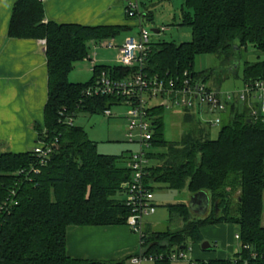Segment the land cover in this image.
I'll use <instances>...</instances> for the list:
<instances>
[{
	"label": "trees",
	"instance_id": "trees-1",
	"mask_svg": "<svg viewBox=\"0 0 264 264\" xmlns=\"http://www.w3.org/2000/svg\"><path fill=\"white\" fill-rule=\"evenodd\" d=\"M143 1L140 3L144 7ZM182 1L192 12L191 16L183 13L182 22L190 27L191 40L180 44L150 43L144 68L147 78L178 83L192 79L195 86L215 77L217 85L230 76L237 77L242 49L251 47L264 53V0ZM144 16V20H151L152 13L147 10ZM125 30L44 23L41 2L16 0L8 37L45 41L48 98L44 129L37 132V144H48L52 151L42 166L32 151L0 153V206L12 189L17 201L1 218L0 264H127L129 258L74 259L66 250L69 227L126 225L129 215L123 188L131 177L123 165L127 158L99 154L97 144L83 128L74 126L73 120L79 112L104 115L121 102L114 96L86 95L102 73L122 81L132 77L137 69L94 64L87 82L68 81L74 64L88 56L91 42L113 39ZM198 55L215 56L219 72H195L194 59ZM262 80L264 61L245 62L243 86ZM236 102L229 105L216 139L204 131L207 126L197 114L183 110L182 122L189 129L172 143L163 138L165 108H148L154 131L151 145L162 150L155 156L156 164L146 170L150 189L161 184L172 191L186 189L190 195L205 192L210 199L209 213L202 218L193 217L185 204L168 206L170 222L179 220L180 228H145L142 249L145 256L156 258L153 264H173L169 260L172 253L181 249L185 252L189 245L204 242V228L225 224L239 227L240 247L232 258L193 260L188 264H264V227L260 225L264 118H251L246 106L244 112H239ZM152 157L148 155L149 160ZM32 168L39 173L28 174Z\"/></svg>",
	"mask_w": 264,
	"mask_h": 264
},
{
	"label": "crops",
	"instance_id": "crops-1",
	"mask_svg": "<svg viewBox=\"0 0 264 264\" xmlns=\"http://www.w3.org/2000/svg\"><path fill=\"white\" fill-rule=\"evenodd\" d=\"M15 2L16 0H0V153L19 154L31 151L37 145L38 130L44 129L48 73L45 41L8 37V25ZM42 5L44 23L77 24L89 27L114 26L124 28L125 31L135 27V24L126 20L124 16L123 0H48ZM116 38L99 43L116 42ZM122 43L123 40L120 44L118 43V46ZM97 45L98 43L94 42L89 44L88 56L83 61H89L91 57L96 58V53L93 52L90 55V49ZM244 55L245 57L249 55L256 58L262 57L264 61V53L258 51L244 53ZM251 105L258 104L251 103ZM246 107H249L248 103ZM221 115L222 118L224 115L226 118L228 113ZM176 222L180 221L170 222L169 219L170 225ZM225 225H214L202 230L203 241L205 239H212L216 243L218 240L222 241L221 250L204 252L200 247L198 248L199 245L192 244L193 260L232 258L238 249L233 240L237 234L230 233L232 225L228 227ZM153 227L156 228L155 225L146 222L145 228L162 231L154 230ZM213 231L214 234H212ZM222 234L224 237L221 238ZM215 247L213 246L214 249ZM138 249V236L126 225L67 229V255L74 259L119 261L129 258L127 264H131L130 259L138 252Z\"/></svg>",
	"mask_w": 264,
	"mask_h": 264
},
{
	"label": "built area",
	"instance_id": "built-area-1",
	"mask_svg": "<svg viewBox=\"0 0 264 264\" xmlns=\"http://www.w3.org/2000/svg\"><path fill=\"white\" fill-rule=\"evenodd\" d=\"M44 3L48 0H38ZM124 15L135 20L133 23L140 30L136 35H129L120 46L115 45L112 41L102 42L100 46L111 49H117V62L124 68H135L137 72L130 78L122 81L109 79L105 73H102L96 81L94 87L86 91L87 96H114L121 99L117 106L127 107V112L124 116L126 120V139L127 142L137 144L139 152L131 154L125 162V166L130 170V181L124 185V204L129 211L126 219V226L138 236L139 249L138 252L131 257V264H143L146 262L154 263L155 257L145 256L142 249L146 217L152 216L156 211V206L153 201V191L150 189V184L146 182L147 168L149 167L148 148L152 147L153 139V124L148 116L147 100L153 98H166L170 106H163L165 109L174 105H179L183 110H189L197 115L203 113H215L217 116L210 123L211 126H220L222 123V115L227 112L229 105L236 100H241L249 104L250 116L253 119L264 118V105H251L252 94L259 90L264 91V80L255 82L251 85H244L242 94L238 93L227 94L224 99H220L217 92L204 83H198L193 86L192 79H185L182 82H174L173 80H163L154 78L151 80L144 74L145 62L147 54L150 50V36L142 29V21L144 13L140 12V0H123ZM163 30V29H162ZM92 66L95 64V59L89 60ZM184 77H188L184 74ZM229 100H233L229 103ZM104 115L110 117L109 110L104 112ZM53 146V144H52ZM42 166L45 159L51 153V146L39 142L32 150ZM38 174L37 168L29 170L28 174ZM19 174H25V171H20ZM16 191L12 189L6 200L0 206V227L2 215L8 214L13 206L17 205L15 200ZM235 240L239 241V236L235 235ZM247 249V246H244ZM169 260L174 263L185 261L187 257L184 251L172 253Z\"/></svg>",
	"mask_w": 264,
	"mask_h": 264
},
{
	"label": "rangeland",
	"instance_id": "rangeland-1",
	"mask_svg": "<svg viewBox=\"0 0 264 264\" xmlns=\"http://www.w3.org/2000/svg\"><path fill=\"white\" fill-rule=\"evenodd\" d=\"M144 7L140 5V12L144 13L147 10L152 13L151 20L143 19L142 29L146 31L150 38L151 44H163V43H187L191 40V29L189 26L182 24L183 13L192 15V12L184 6L182 0H144ZM135 21V20H131ZM136 22V21H135ZM163 29V30H162ZM139 27H132L129 31H122L116 38V42L113 41L115 45L122 42L129 35H136L139 32ZM152 30H158L159 33L155 34ZM95 49V50H93ZM254 50L251 47H247L246 50L242 49L240 53V60L238 62V68L235 76H230L227 79L221 81L217 85L215 84V77L213 79H208L205 83L207 87L213 89L219 95L220 99H224L227 94L238 93L242 94L243 84L241 81V74L245 61L249 63H254L257 61H263V58H256L253 55L245 57L244 53H251ZM96 53L95 64L104 66H120L117 62V49L111 48L107 49L100 46V43L96 47L90 49V55ZM218 59L212 55H198L194 59V71L202 72L205 70H215L218 73ZM90 61H80L74 64L72 71L68 75V81L70 83H85L91 77V65ZM251 103L264 105V91L259 90L252 94ZM233 100H229L232 103ZM237 106L239 112L245 111V106L247 103L238 100ZM156 105L170 106L168 99L166 98H153L147 100V107H153ZM127 107L125 106H113L110 108V117L102 114H90L86 112L77 113L73 120V124L76 127H81L84 129L88 138L97 144V151L101 155L115 156V157H126L128 158L131 154L139 152V146L137 144L127 142L126 135V120L124 116L127 112ZM182 107L179 105L171 106L165 109L163 115V138L166 142H178L185 131L189 129L188 126H184L182 122ZM202 124L207 126L206 130L209 131L211 139H216L218 137L220 126H211L210 123L217 116L215 113H203L200 115H195ZM226 119L225 115L223 120ZM152 157L149 160V165L154 166L156 161L154 160L156 155L162 152L161 149L156 147H149L147 151ZM125 166V163H123ZM120 197V199H122ZM191 195L184 189L182 191H172L165 189L161 184L153 185V201L156 205V211L151 217H146L144 223L146 222L155 225L154 230H164L167 227L180 228L181 223L176 222L169 224V212L167 207L171 205H176L180 203L188 204ZM209 213V212H208ZM261 227H264V192L262 195V213L260 219ZM228 227V225H225ZM232 230L230 233L232 235L239 233V227L237 225H232ZM214 234V231L212 232ZM224 237L222 234L221 238ZM234 240V245L239 249V241ZM204 242H208L210 246L215 247V251L221 250V240L218 243L214 242L212 239H205ZM189 246L184 252L187 257L185 261L174 262L173 264H188L189 260L194 259V248ZM201 249V244L198 246ZM218 248V249H217ZM220 249V250H219ZM237 249V250H238ZM143 264H153V263H143Z\"/></svg>",
	"mask_w": 264,
	"mask_h": 264
},
{
	"label": "water",
	"instance_id": "water-1",
	"mask_svg": "<svg viewBox=\"0 0 264 264\" xmlns=\"http://www.w3.org/2000/svg\"><path fill=\"white\" fill-rule=\"evenodd\" d=\"M152 32L155 34L159 33L158 30H152ZM235 49L237 50L238 48L235 47ZM248 122L250 123V120ZM187 207L191 214L198 218H202L206 216L208 210L210 209L209 196L205 192H198L194 195H191ZM201 250L205 252L209 250H214V248H212L208 242H202Z\"/></svg>",
	"mask_w": 264,
	"mask_h": 264
}]
</instances>
